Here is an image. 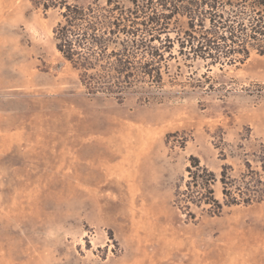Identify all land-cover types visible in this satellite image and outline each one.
Here are the masks:
<instances>
[{
  "label": "rangeland",
  "instance_id": "obj_1",
  "mask_svg": "<svg viewBox=\"0 0 264 264\" xmlns=\"http://www.w3.org/2000/svg\"><path fill=\"white\" fill-rule=\"evenodd\" d=\"M58 20L0 0V264H264L263 202L192 220L173 203L191 157L220 202L223 168L260 169L264 56L210 65L174 47L150 103L90 97Z\"/></svg>",
  "mask_w": 264,
  "mask_h": 264
},
{
  "label": "trees",
  "instance_id": "obj_2",
  "mask_svg": "<svg viewBox=\"0 0 264 264\" xmlns=\"http://www.w3.org/2000/svg\"><path fill=\"white\" fill-rule=\"evenodd\" d=\"M43 13L55 12L56 51L78 73L86 95L122 100L141 96L144 104L164 86L174 47L182 61L235 64L254 52L264 56V0H29ZM205 75V74H204ZM153 100V99H152ZM255 155L258 171L245 162L241 177L215 174L189 159L176 206L189 220L193 209L218 217L223 207L264 203V148Z\"/></svg>",
  "mask_w": 264,
  "mask_h": 264
}]
</instances>
